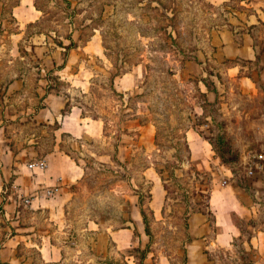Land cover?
<instances>
[{
    "label": "rangeland",
    "instance_id": "374dc122",
    "mask_svg": "<svg viewBox=\"0 0 264 264\" xmlns=\"http://www.w3.org/2000/svg\"><path fill=\"white\" fill-rule=\"evenodd\" d=\"M17 1L0 0V99L8 80L21 75V103H33L36 110L47 67L56 64L60 42L68 44L71 37L75 45L64 52L72 49L73 55L60 74L74 78L82 69L75 76L90 85L83 92L77 80L69 94L105 121L99 136L75 138L54 128L55 121L62 123L66 104L51 122L33 119V112L7 120L0 111L12 149L31 145L39 160L59 143L60 150L84 164L83 176L68 187L71 198L60 211L22 206V221L33 223L37 238L49 235L68 264H185L189 215L203 211L212 221V191L234 185L261 208L250 221L264 223V196H257L254 188V180L264 179V158L259 157L264 152V21L233 10L241 6L233 1L70 0L68 6L66 0H22L17 23L11 10ZM36 4L42 9L35 11ZM226 34L236 42L252 40L256 57L218 54L222 45H214L213 38ZM91 38V48L83 47ZM96 39L106 53L102 57L93 51ZM19 44L27 51L21 56ZM33 45L39 51L34 56ZM115 56L131 68L127 71L134 83L129 90L114 87ZM40 74H45L41 80ZM59 86L62 90L68 84ZM144 132L143 138L154 134L149 147L140 138ZM114 153L121 163L114 161ZM148 187L152 197L144 194V206L149 234L143 224L144 238L124 249L107 238L106 254L98 253L97 232L132 227V210L136 205L140 209L133 189ZM232 219L244 238L252 234L240 214L232 213ZM235 246L236 254L226 247L206 251L213 264H241L237 256L244 244L236 238Z\"/></svg>",
    "mask_w": 264,
    "mask_h": 264
},
{
    "label": "crops",
    "instance_id": "0c3cea01",
    "mask_svg": "<svg viewBox=\"0 0 264 264\" xmlns=\"http://www.w3.org/2000/svg\"><path fill=\"white\" fill-rule=\"evenodd\" d=\"M212 1L216 4H227L228 1L236 2L241 6L239 8L232 6L233 10H238V13H245L246 18L251 17L253 14L257 16L259 22L264 21V18H262L264 17L262 15L264 14V0ZM250 4H255V9L249 8ZM21 5L22 0L19 4L13 5L12 8L17 23H19L20 18L16 14V9ZM34 10L39 11L36 7ZM231 14L236 15L234 12H231ZM37 17L39 16L36 14L30 21ZM221 36H218V40L214 36L213 43L214 45H222L217 49L218 54L222 55V57H236L237 55L244 58L256 57V50L252 46V40L250 41L246 38L244 41L236 42L234 38L228 37L227 34L226 38ZM92 38L88 39L83 47L91 48L90 42ZM60 48L59 57L55 60L56 64L52 63L51 66H48L47 71L55 68L54 73H59L57 75H59L60 80L66 82L68 87L47 93L43 99L46 105L36 111L33 103L32 105L21 103L20 95L18 94L22 90L25 79L21 75H14L8 80L3 89L4 96L0 99V111L7 117V120L17 117L24 118L27 114L33 112V119L51 122L58 119V115L61 114L66 102L71 101L68 112L66 114L62 113V123L56 129V132L58 130L69 132L75 138L97 137L101 134L105 123L104 119H102L103 117H95L92 112L89 113L86 109L84 112L85 104L74 101V97L69 94V88L74 86L77 80L82 82L79 81L77 85H82L81 89L83 92L87 90L86 88L90 85V82L88 79L84 80L81 77L78 78L79 76H75L82 74V69H78L74 73V78H66V76L60 74L69 66L71 55H73L71 52L73 48L68 51L67 55L64 52L65 47L60 45ZM93 49L94 53L97 56L99 55V57H102L103 54L106 55L102 43H98L97 39ZM17 51L21 56L22 53L19 46ZM36 51L37 49L34 45L32 50H30V55H37ZM261 70L264 71V66ZM129 74L130 72L127 71L114 77V87L118 91L133 88V78ZM43 77H45V74H42L39 80L43 79ZM44 79L47 82L49 81L47 77ZM117 79L120 88L117 87ZM47 82L44 86H40L44 90L43 93L37 89L40 96L46 94ZM17 97L18 99L14 100ZM131 120L129 117H123V121L129 122ZM5 127V124H0V264H68L62 248L55 244L49 235H41L40 239L37 238L33 223H24L26 221H22L21 208L24 205L32 210L47 208L50 209L51 213L60 211L61 206L65 205L71 198L72 191L68 187L83 176L85 172L84 164L64 150H60L59 143H55L54 149L43 156L44 165H41L39 163L41 159L38 160L39 157L35 155L38 151L33 146L25 145L20 147L19 145L16 150L11 148L6 134H4ZM141 127L145 128L148 126L142 125ZM143 135H145V132L140 135V138L147 147L153 144L154 134L150 135L149 138L147 135L148 139L143 138ZM102 154L100 153V155ZM9 181L10 186L6 184ZM254 188L257 196H264V179L254 180ZM48 189H52L51 194H48ZM244 192V188L240 185H234L232 188L226 187L224 191L221 188H219L218 192L212 191L211 204L209 206L214 214L212 221L206 215L207 213L203 211H194L189 215L188 231L191 239L186 241L185 264H213L214 260L209 257L206 248L217 249L218 247H226L230 249L232 254H236L238 252L235 246L236 238L240 239L244 244V249L237 256L241 260V264H264V226H261L264 223L260 221L261 225H256L250 221L251 218L258 215L261 208L260 206L257 207V202L245 195ZM27 195L30 197H28L29 201L25 203ZM243 195L248 198L243 199ZM235 212L248 221L249 229L252 227V234L246 238H244L242 228L232 219V213ZM131 217L134 220L132 227L110 229L103 231L104 233L102 234L101 231L97 232L98 239L94 247H97L98 253H101V255L106 254L105 243L107 238H112L120 249L130 247L136 242L138 237L144 238L142 230V227H144L143 217L137 205L136 209L132 210ZM135 230L139 234L136 235ZM240 235H242V238ZM33 250L38 252L33 253Z\"/></svg>",
    "mask_w": 264,
    "mask_h": 264
},
{
    "label": "trees",
    "instance_id": "16d2710c",
    "mask_svg": "<svg viewBox=\"0 0 264 264\" xmlns=\"http://www.w3.org/2000/svg\"><path fill=\"white\" fill-rule=\"evenodd\" d=\"M149 1H153V0H149ZM160 1V0H158ZM66 2L68 3V6H71V1L70 0H66ZM20 1L18 0L14 5H17L19 4ZM37 3V2H36ZM37 8L38 9H42V7L38 4H36ZM12 10V9H11ZM73 10H75L73 8ZM14 18V17H13ZM16 20V18H14ZM33 23L32 22H29L28 23V26L32 25ZM70 38V42L68 44H63V42H60V45L64 46L65 49L69 50L70 48H72L74 45H75V42L73 38L69 37ZM34 46V45H33ZM107 47H109L108 45H106ZM19 47H20V51L21 53H27L26 49H24L22 47L21 44H19ZM65 55H67V52H65ZM113 66H114V71L112 73V76L113 78L118 75V74H121L123 72H126L127 70L131 69L130 67L127 69L125 68V61L123 59L119 60V57L118 56H115V58H113ZM49 76H47L48 80L50 79H53L55 83L53 82H48L47 85H46V94L43 96V98H41V102L38 103L36 105V110L44 107L46 104H45V101L43 100L44 97L47 95V93L51 92V91H59L60 90V86L59 84L62 83V80H60L59 78V75L57 74H54V69H50L49 71ZM203 79V78H202ZM204 83L207 85V86H210V83L207 81V80H204ZM117 92V90H115ZM117 93H120V92H117ZM120 95H123V94H120ZM139 96V94H137ZM131 97V96H130ZM69 107H70V102L67 101L66 102V107L63 109V114H66L69 110ZM84 112H85V108H84ZM93 115L95 117H102L101 115L99 114H96V113H93ZM61 126V124L58 122V121H55L54 123V128L57 129ZM116 150H117V144L115 146ZM116 150H115V153H116ZM112 154V158L114 159V161L118 162V163H121V160L118 158V156L116 154ZM160 172H162V170L160 169ZM173 170H171V173L170 175H173ZM135 194L138 195L139 197V205H140V212L142 214V217H143V221H144V224H145V229H146V232L149 234V224H148V219H147V211H146V208L144 206V194L146 193L149 197V199L152 197V192H151V187H148L145 191L144 190H139V189H133ZM150 201V200H149ZM191 239V236L190 234L188 233V237H187V240H190ZM146 254L145 252L142 254V257H145Z\"/></svg>",
    "mask_w": 264,
    "mask_h": 264
},
{
    "label": "built area",
    "instance_id": "2783aa9c",
    "mask_svg": "<svg viewBox=\"0 0 264 264\" xmlns=\"http://www.w3.org/2000/svg\"><path fill=\"white\" fill-rule=\"evenodd\" d=\"M259 157L264 158V152H261V153L259 154ZM39 163H40L41 165H44V159H41V160L39 161ZM51 193H52V189H48V194H51ZM25 201L28 202V201H29V198L26 197V198H25Z\"/></svg>",
    "mask_w": 264,
    "mask_h": 264
}]
</instances>
